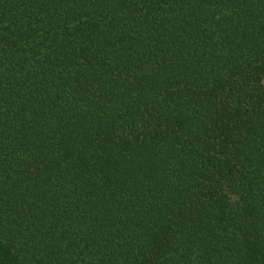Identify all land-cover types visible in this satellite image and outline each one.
<instances>
[{
	"label": "trees",
	"instance_id": "16d2710c",
	"mask_svg": "<svg viewBox=\"0 0 264 264\" xmlns=\"http://www.w3.org/2000/svg\"><path fill=\"white\" fill-rule=\"evenodd\" d=\"M0 264H264V0H0Z\"/></svg>",
	"mask_w": 264,
	"mask_h": 264
}]
</instances>
